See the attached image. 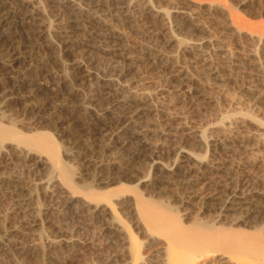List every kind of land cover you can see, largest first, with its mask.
<instances>
[{
  "label": "rangeland",
  "instance_id": "1",
  "mask_svg": "<svg viewBox=\"0 0 264 264\" xmlns=\"http://www.w3.org/2000/svg\"><path fill=\"white\" fill-rule=\"evenodd\" d=\"M35 1L39 2V0ZM92 1L103 4L108 0ZM126 1L136 4L138 0ZM57 2L61 3L60 5H70L69 7H73V5L76 6L95 22L101 24L104 27L103 29L105 30L103 33L104 35L100 33L101 38L94 40V42H89V34L86 32V35H82L83 32H81L80 30L74 32V30L70 28L72 26V23L70 22L72 21L69 20L70 22H68V17L65 18L66 16L60 17L61 11L59 9H52L46 12L48 15H51V18H46L47 20L44 26H49L50 24H52V30L53 28L56 29L55 31H52V34H54L56 36V39L59 40L57 41L54 39L53 42L52 40L50 42L51 47L56 51L54 52L59 54V47L66 46L67 44L75 53V56L71 58L72 61L68 62L67 65H65V67L67 68L71 67V73L68 72L70 76L66 77V73L57 69L55 70L50 64V66H47L48 75L52 80H54L55 84L57 85H62V82L66 80L65 86L67 87V85L71 81L70 78L74 77V70L71 69L76 68L75 65H77L78 76L76 79H73L75 80L74 82L77 81V86L72 85V87L74 88L71 91H77L82 93V96H86H81L82 98L79 99L76 105L72 103L70 105V103L65 100L57 99L53 102L45 101L44 104L41 101V98H39L42 94L40 89L37 88L32 92H22L19 96L8 99V101L13 102L12 111L14 112L11 111L6 113L10 116V119L6 121H14L18 124V127L21 128L19 129L21 131L24 130V132L26 133H34L35 131L39 130H49V128L46 127V129L44 127L45 124L37 125V122H34L35 119L32 118V116H29L30 109L37 108V106H44L42 115L36 117L40 118L41 120L43 119L42 121L51 120L54 117L55 111L57 109H60V111L62 110L61 112L63 114L61 120L65 119V125L60 128V131L64 134H75V125L73 124H79L84 121V123L87 124L86 126L91 130L89 132H84L83 136L79 134L76 135V137H78L77 139L80 140L82 144L84 142H86L84 144H88L89 142L93 143L94 141H101L100 138L102 136L103 139H106L107 142L104 143L103 147L107 149L106 151H109V154L103 159L102 162L98 160L97 162H99V165H107L112 169V172L117 173V175L120 173L121 169L127 168L130 164V157H124L123 155H121V153H117L118 156L116 154H111L114 150L112 148L114 144L111 141H115V139L118 140V138L120 141L125 142L124 144L125 146H127V149L128 147H131V152L134 150L136 145H134L133 143L131 144L130 141H140V143L147 145L149 150L154 152L161 151L164 153V156L173 158V161L175 159H181V161L179 162H181V165L183 166L186 165L187 160L190 161L192 159H196L195 155H198L201 152L204 153L207 145H210L212 153L209 152L206 158L207 160L204 161V166L205 168H207L204 174H213L211 177L212 180L210 179L204 184L197 183L196 187L193 188L194 194L190 198L191 200H193L194 205L192 202V205L183 207V210L181 208L182 212L184 213H182L183 217L185 218L186 215L196 216L198 212V214L202 213L200 212L201 209L199 208L203 203L210 201L211 197V194H209L208 192V188L212 183H214L216 179L218 180L221 175L224 176L226 174H230L229 172H231L235 176V184L232 183V188L236 184L238 185V187L241 185V190H244V192L248 191L246 193V196L252 197L260 195L264 199V41L258 40V33L256 34L255 32V34H252L253 30H248L251 29L252 26L254 29V26L256 24H259L260 26L262 25V27H264V0H152V2L155 4L151 3V7L148 9V11L159 12L164 16L163 18H167L166 20L169 19L172 24L170 23V21H168L171 26L170 24H168L166 25L167 28L162 29L160 25H158V27L157 25H154L155 28H153L154 26L151 22H149L150 25L148 24L149 26H146L149 28L148 36L147 34H143V31H141L140 29L138 30V27L135 23L130 22V20L128 19V11L126 12V10L124 9L115 7V9L112 8L111 10L107 11L108 13H96L94 11L88 10V6L85 5L87 4V0H58ZM49 3L47 2V5ZM57 5L58 4H56V6ZM211 5H213L212 8H210ZM37 7L41 9L43 8V4L38 3ZM112 10L113 12H111ZM165 11L170 12L169 17H167V12L165 13ZM228 12L233 13L236 17H240L241 19H243V22L245 21L246 23H248V25L246 24L247 27L245 26L247 30L244 27L243 30L241 29L242 31L238 30V32H236L238 28L236 29V26L232 24ZM64 18L65 21L63 20ZM143 19L146 20V22L150 21L149 17L147 19L146 17H141V19H138L139 25L141 26L142 24H144L142 21ZM1 20L2 18L0 17V23H2L3 21ZM66 25L69 30L67 29ZM260 26L257 28L260 29ZM146 27L142 29H145ZM171 28L172 31L169 30ZM166 29L168 30L166 31ZM150 30L151 32L153 30L152 34ZM139 32L142 33L140 34ZM173 32H175L176 35H173ZM105 34H107L108 38L107 36H105ZM109 34L112 36L111 38H109ZM17 36L19 37L17 32L15 34L10 31H6L4 35L1 36V62L5 61L3 60L5 53H2L3 55L1 54V51L4 52L5 47V50H7L11 46L18 47L17 45H19V42H17ZM149 36L153 38L151 39ZM6 39H10V46H3V44H1V41H4ZM84 43H87V46L88 44H91L90 48L97 53L98 51L109 52L108 50L116 51L118 49H120V51L137 50L139 52L138 56L141 58L140 60H142L143 57L142 61H145L147 63L154 62V60H152L154 56L160 59H169V62L167 64L168 66L158 63L156 64V67L150 68V66L145 67V65H142L141 61L136 62L134 66H132L129 70L127 69V71L123 68V73L121 70H115V72L114 70H111L113 67L109 66V63H111V58L109 56L105 58L104 56L99 57L98 55H96V58L99 60V62L91 60L92 62L90 61V63L86 64L85 62L88 60L87 58H90L91 56L90 54H88L87 56L81 57L84 53L83 50L85 47L82 49ZM115 43L118 48L117 46H115ZM124 44L125 46H123ZM149 46L152 48V50L151 48H149ZM44 47L45 44H43V48L38 47L40 48V50L36 51L33 56L34 58L37 57L36 60H39L40 58L47 60V57L49 56L46 54V52L49 53V51H53L51 49H49L48 51V48L45 49ZM192 47H195L196 50L192 49ZM90 48H87L86 50ZM145 48L149 49L150 52L147 51L145 53H142L143 51L141 52V50ZM148 53L151 55L149 56ZM162 66H165L166 68H163ZM35 67L36 66L34 64H31V66L29 64L27 69L30 71L31 69L33 70V68L35 69ZM79 69L81 72L79 71ZM31 75L32 76L29 77L28 81L32 80L39 85H44V83L35 78L33 74ZM80 82L82 83V85L80 84ZM250 91L251 93H254L252 98L250 97V95H252L250 94ZM88 93H90V95ZM248 93L250 94L249 96ZM245 94L247 96H245ZM144 96L147 97L146 100H149L151 98L150 101L152 102L149 103L151 105V111L140 110V114L137 116L136 114L139 112L132 113V109L134 108L132 107L133 103L131 102H136V100L140 101ZM249 97L251 99H248ZM111 99L113 100L112 104ZM258 105L260 106V108H257ZM246 108H252V110L254 109L255 112L258 113V115L257 113L255 114L258 116L256 117L259 119L263 118V123H257V121L255 122L253 120L251 121L249 118H243V116H236L238 113H240L241 110L243 112L246 111ZM128 111L130 113H128ZM88 112H91L93 116L91 114H88ZM11 113L13 114V120L11 117ZM222 114H228L230 116H233L234 114L235 117H229V119L221 122ZM94 116L99 117L97 119L101 118L102 121L104 120L106 124L109 125H114V123L116 122L125 123L124 125H121V130H116L117 134L116 131H110V133L106 132L105 134V132L102 133V130V132L100 131V129L98 130L99 125L97 124L98 122L94 120ZM21 123L23 125H21ZM51 129L52 128H50V130ZM60 131L59 134H62ZM204 131L206 133H204V137H210V139L207 140L208 144H205L204 140L202 142V135ZM85 133L87 134L85 135ZM59 134L56 133V138L60 139V141H62L63 139L66 140V138L62 139V136ZM65 140L64 144H68L67 142L69 140ZM133 146L134 148H132ZM4 147L5 149L10 148L12 147V143H6L4 144ZM77 152L78 151L70 154V158H74L73 164L75 165V167L79 168L77 171V181H80L82 183L85 181V178L87 176L86 173H88L89 169L84 167L85 163L82 160L85 151L84 153ZM132 153L134 154V152ZM127 158L129 159V162ZM124 161L127 164L123 167ZM164 163L165 162L163 159V163L161 160L157 161V163L154 164L146 162L143 165V169H140V167L134 168L130 166L127 169L130 168L132 170V175H134L135 179H140L138 181V184L141 188L146 187V189H154L155 186L159 184L163 187H161L162 191H166L168 197L169 191H171V193L173 192L175 197H179L180 193H177L175 191L176 184H173L171 181H168L167 179H164V181L160 179L158 180L159 177L154 178V180L145 178V175L148 174V171L149 173L151 172V175H154L153 168H161L169 172L174 170H172V168L170 169ZM12 167L14 168L13 170ZM24 167L26 166L22 167V165L19 166V164L15 167L9 160L4 161L2 164H0V181H4L3 183H1L3 186H1L0 184V219L1 221L2 219H6L7 221L9 220V222L3 220V222H5V225L9 227V230L6 229V231H8L3 232L2 236L5 233L4 239L0 237V245H5V249L8 248V243L6 242L7 237L11 236L10 240H12L11 242L13 243V241H18L24 238L25 236H19L21 234L27 235V231H29V229H34V232H39L38 234L40 235L43 227L45 228L43 221H41L45 217V214L48 213V211L50 213H55L57 210L59 211H57L55 214H59L61 211L58 201L63 200V197L62 195L60 197V195H58V192H62V189L60 187V184H58L57 179L54 178L53 180L49 181V170H47V168L49 169V167H42L44 169L41 168L39 170L41 174H37L38 170H35V174L33 168L31 170V168H28V166L27 168ZM10 170L11 174L14 172L12 175L10 174ZM239 171H242L243 173H240ZM36 175L38 178L36 177ZM8 180L10 181L9 186L12 184V186L17 185L18 182L20 183V181H23L24 186L26 184V187L21 188V190L23 189L24 191L26 189L23 195L26 194L27 198L26 196L24 197L18 195L14 188L13 191L15 192H13V195L12 189L9 187L6 188L5 186V182L7 183ZM87 180L90 181L91 179L89 178ZM191 180L190 182H193L194 179ZM248 182L251 183V185ZM259 183L261 185H259ZM48 184L49 186H54L55 191L56 188H58L53 196L52 193L55 191L47 190ZM135 184L137 185V183H133V185ZM223 184L224 183H221V185ZM129 185H132V183ZM186 185H188V183ZM223 189L224 188H220L218 191L221 192L223 191ZM28 193L32 195L28 197ZM171 193L170 196L173 195V193ZM57 195L58 197H56ZM51 196L55 198L54 202L51 200ZM184 196L188 198L190 195L186 194ZM220 196H222V194L218 195L217 197ZM23 197L24 199H22ZM32 197L34 200L31 199ZM38 197L40 201L37 199ZM187 198L186 201H188ZM32 202H40V204L37 203V206L36 203L33 205ZM41 203L43 205L40 212L39 209ZM56 203L58 204V206ZM263 203L260 204L262 208L264 207ZM188 207H191V209L189 210L191 212L186 210V208ZM184 210H186V212ZM120 211L122 210L120 209ZM37 212H40V215H44L43 218L42 215L39 217L37 216L36 218L35 215L38 214ZM185 213L187 214L185 215ZM16 214H18V216ZM12 215H14V217L16 215L18 220H12L14 218L11 217ZM7 216H10L11 218H7ZM79 216L81 217V222L82 220L85 221L88 218L86 213H81ZM33 221H35V223H33ZM31 223L33 226L30 225ZM79 223L80 221L78 222V224ZM87 224L89 225L88 228H90L92 232H99V228L97 226V229L93 230L95 226L93 227V225H91V222L86 221L85 227L87 226ZM26 226L27 228L25 229V234L24 230L23 233L21 232V229L25 228ZM17 229L20 231L17 232ZM30 232L31 231H29V233ZM17 233L19 236L16 235ZM29 236L27 235L25 237L27 241H24V239H22L23 242H26L25 246L27 245V247L25 248H37V244H39L38 242L27 244L29 239L30 242L32 240V235L29 234ZM89 241L91 240H88V242ZM34 243H36L37 246H35ZM96 243H99L100 247L97 245L99 249L106 247L107 254H110L109 252H112L111 249H108V241L106 243L103 242V245L100 244V241H97ZM161 243L164 244L163 241H159L158 244L152 245L150 247L148 246V248L146 247L147 249L143 250L146 260L149 258L148 260L151 259L150 262H156V257L158 256L157 252L162 251L161 246L163 247V244ZM28 245L30 246L28 247ZM92 245L93 244L91 242H86L82 246L83 250H85V254L90 258L89 264H93L95 261H98L97 257H95L93 253V250L98 248L96 247V245ZM15 247L20 248V246ZM15 247H13V249H15ZM8 253L4 254L2 252L1 254L0 251V264L23 263V261L20 262L19 259L17 260V258L10 254V252ZM9 255L12 256L10 257ZM95 255L97 256V254ZM111 255L114 256L113 254ZM219 255L216 254V256L214 255L212 257V259L214 258V260L217 259L215 263L227 264V255L226 257L221 254ZM212 259H201V262L199 264H210L211 262V264H215L213 263L214 260ZM221 259L224 261H222ZM33 260L34 262L36 261L35 264H41L42 262L41 258H35ZM155 262H153V264ZM232 262L230 264H238L235 261V263ZM42 264H46V262L44 261L42 262ZM143 264H147V262L145 261Z\"/></svg>",
  "mask_w": 264,
  "mask_h": 264
},
{
  "label": "bare ground",
  "instance_id": "2",
  "mask_svg": "<svg viewBox=\"0 0 264 264\" xmlns=\"http://www.w3.org/2000/svg\"><path fill=\"white\" fill-rule=\"evenodd\" d=\"M57 1L58 0H50V1L39 0V2H36L35 0H0V17L3 20V21L1 20L2 23H0V40H1V36L4 35L6 31H10L15 34L17 32L19 35V37L18 36L16 37L18 38L17 42H19V45H17L18 47L11 46L7 50H5L6 49L5 47L4 52L1 51V54L5 53L4 59L2 58L5 61L1 62L0 60V110H1L0 111V164H2L4 161L9 160L12 162V164L15 167L19 164V166L22 165V167L26 166L24 168H27V166L28 168L30 167L31 170L33 168L35 174H36L35 170L36 171L38 170L37 172L38 174L40 173L39 170L42 167L48 166L49 169L47 168V170H49L48 173L50 177L49 181L53 180L54 178L57 179V182L58 184H60V187L62 189L61 190L62 192L59 191L58 195H60V197L62 195L63 197V200L60 199L61 201H58L59 199L56 200L58 201L61 209L59 214H55L59 210H57L55 213L53 212L50 213L48 211V213L45 214L44 218H43L44 215L41 214L43 218L41 221H43L45 228L42 226L43 229L41 231L42 233L40 232V235L38 234L39 232L38 233L34 232L35 231L34 229H29V231H31L32 233L31 232L29 233V231H27L28 236L29 234L32 235L31 242L30 239L27 237L29 239L27 244L38 242L39 244H37L38 245L37 248L32 247L30 249H26L25 248L27 247V245L25 246L26 242H23L22 239H24V241H27L25 238L27 235L21 234L19 236L17 233L16 234L17 236L19 237L25 236V237L22 239L19 238L20 240L13 241V243L11 242L12 240H10L11 236L7 237L6 242L8 243L7 244L8 248L5 249L6 248L5 245H4L5 247L3 245H0L1 254L2 252L4 254L10 252V254H12L14 257L17 258V260L19 259L20 262L23 261L22 264H35L36 261L34 262L33 260L35 258L38 259L41 258L42 262L45 261L46 264H89L90 258L88 255L85 254L84 252L85 250H83L82 247L83 244L86 242L87 243L91 242L93 244L92 246L96 245L97 247V245L99 246V243L98 244L96 243L97 241H100L101 245H103V242L106 243L108 241L109 242L108 249H111L112 252H109L110 254H107L106 247L105 248L103 247L102 249L101 248L99 249L100 246L97 247L98 249H95L94 247L95 250H93L94 252L93 251L92 252L94 253V256L97 257L98 261H95L93 264H123V263L143 264L145 261L147 262V264H153V262L155 261L150 262L151 259L150 260H148L149 258L147 260L145 259L144 256L145 253L143 250L147 249L148 246L150 247L152 245L158 244L159 241H163L164 244L161 243L163 244V247L161 246L162 251L157 252L158 256L156 257V262L154 264H199L201 262V259L210 260L214 255L216 256V254L218 255L221 254L224 255L225 257L227 255L226 257L227 264L228 263L230 264L233 260L238 264H243V262L244 264H264V207L262 208L260 206V204L264 202L263 201L264 199L260 195H256L252 197L246 196V193L248 191L244 192V190H241V185L239 184L241 182L238 183L240 185L239 187L236 184L232 188L231 185L232 183H234L235 176L231 172H229L230 174H226L224 176L221 175L220 178H218V180L216 179L214 183L210 185V187L208 188V192L209 194H211L210 201L203 203L201 207L199 206L200 208L198 207L199 209H201L200 212L202 213L198 214L199 213L198 212L196 216L193 215L194 216L193 217L192 215L191 216L186 215L188 213L187 212L185 213L186 218L183 217L184 214L182 212V210L184 209L183 207L192 205L193 200H191L190 197L194 194L193 188L196 187L197 183L204 184L205 182L209 181L213 175V174H209V175L204 174L205 170L207 169L204 166V161L207 160L206 158L208 156V153L211 152L210 145H207L206 150L204 149L205 150L204 153L201 152L200 154L195 155L196 159H192L190 161L187 160L186 165L183 166L181 165V162H179L181 161V159H175L173 161L172 160L173 158H170L169 156L168 157L164 156V153L161 151H157V152L151 151L148 149L147 145L140 143V141L137 142L130 141L131 136L129 137L130 143L136 145L135 148L134 146L132 147L134 148V150L132 149L133 150L132 152H134V154L130 151L131 147H128L127 149L126 148L127 146H125L124 144L125 142L120 141L119 138L118 140L115 139V141L113 140L111 141L114 144L112 147L114 150L111 154L117 155V153H121V155H123L124 157H128V158L130 157V164H129L130 167H134V168L140 167V169L141 168L143 169V165L146 162H149L150 164H154L157 163V161L161 160L163 163V159H164L165 162L164 164H166V166H168L170 169L172 168V170L173 169L174 170L169 172L161 168H153L154 175H151V172L149 173L148 171V174L145 175V178L154 180V178L159 177L158 180L160 179L164 181V179L165 180L167 179L168 181H171L173 184H176L175 191L177 193H180L181 197L180 195L179 197L178 196L175 197L173 192H172L173 195L170 196L171 191H169V197H168L166 191L164 190L165 192H163L161 189L162 186L159 184H157L154 189H146V187L141 188L140 185L138 184V181L140 179L134 178V175H132L133 173L132 170L130 168L127 169L129 166L128 167L126 166L127 168L121 169L120 173L118 172L119 174L117 175V173L112 172V169L107 165L105 166L102 165L101 163H100L101 165H99V162H97V160L102 162L103 159L109 154V151H106L107 149L103 147L104 143L107 142L106 139H103L102 136L100 138L101 141H94L93 143L89 142L88 144H84L86 143L84 142L82 144L80 140L77 139L78 137H76V135L79 134L83 136L84 132H89L91 130L89 127L86 126L87 124L84 123V121H82L79 124L76 123L73 124L75 125L74 127L76 131L75 134L73 133L64 134L63 132L60 131V128L65 125L64 123L65 119L61 120L63 114L61 112L62 110L60 111V109L59 110L57 109L55 111L54 117L51 120H44V121H42L43 119L41 120L40 118H36L42 115L44 106L41 107L37 106V108L30 109L29 116H32V118L35 119L34 122H37L36 123L37 125L45 124L46 126L44 125V127L49 128V130L47 128H46L47 130L44 131H40L38 129L39 131H35L34 133H30V132L26 133L24 132V130L21 131L20 130L21 128L18 127V124L15 123L14 121H6L10 119V116L7 115L6 113L11 112L13 110L12 108L13 102L8 101V99L15 96L17 97L22 92L26 93L27 91L32 92L37 88L40 89L42 94L39 98H41V101L44 104L45 101L53 102L54 100L57 99V100H65L69 102L70 105L71 103L76 105L79 99H81L83 96H86V95L82 96V93L80 92L71 91L74 88L72 87V85L77 86L76 84L77 81L74 82L75 80H73L76 79L78 76L77 65L74 64L76 68L71 69L74 70V74H73L74 77L70 78L71 81L69 82L68 84L69 86L67 85V87L65 86L66 80L62 82V85H57L55 84L54 80H52L48 75L47 66L50 64L55 70L57 69L66 73V77L70 76L69 73H71L70 71L71 67L70 68L68 67L69 68L68 69L67 67H65V65H67L68 62L72 61L71 58L75 56V53L72 51V49H70V46H68L67 44L66 46L59 47L60 48L59 54L55 53L56 51L54 48L51 47L50 42L51 40L53 42L54 39L57 40L56 36L52 34V31L53 30L55 31L56 29L53 28L52 30L53 27L52 24H50L49 26L48 25L44 26V24H46L45 23L47 20L46 18L48 17L51 18V15L50 14L48 15L46 12L52 9L54 10L59 9L61 11L60 17L66 16L65 18L68 17V22L72 21L70 22L72 23V26L70 28H72L74 32L80 30L81 32H83L82 35L84 34L86 35V32L89 34V39H90L89 42H94V40L101 38L100 33L103 34L105 30L103 29L104 27L101 24L95 22L93 19H91L89 16L83 13L81 9L77 8L74 5L73 7H69L70 5L69 6L60 5L61 3ZM47 2L50 3L47 5ZM153 2L152 0L151 1L138 0L136 4H133L126 0H108L106 3L101 4L96 1L87 0V4L85 5L88 6L89 11H94L96 13H108L107 11L111 10L112 8L115 9V7L119 9H124L126 10V12L128 11L127 12L128 19L130 20V22L135 23L138 27V30L140 29L141 31H143V34H147L148 36L149 28L146 26L148 24L150 25L149 22H151L153 26L157 25L158 27V25H160L162 29L167 28L166 25L171 23L169 19L166 20L167 18H163L164 16L161 15L159 12L148 11V9L151 7L150 4ZM38 3L43 4V8L39 9L37 7ZM56 4H58L59 6L58 5L56 6ZM212 6L213 5H211L210 8H212ZM111 12H113V10ZM166 12L167 11H165V13ZM166 14L167 17H169L170 12L168 11ZM228 14L232 24L236 26V29L238 28L236 32H238V30L242 31L245 26L247 27L248 23H246L245 21L243 22L242 21L243 19H241L240 17L239 18L236 17L233 13L228 12ZM141 17H146V19L149 17L150 21L146 22V20L143 19L142 21L144 24H142L141 26L139 25L138 22L139 21L138 19H141ZM65 18L63 19L64 21ZM168 21H170V23H168ZM256 25L254 26L256 29L255 28L253 29L252 26L251 29L248 30L249 31L253 30L252 34H255V32L256 34L258 33L257 35V37L259 36L258 40L264 41V27H262V25L260 26L259 24ZM155 26L153 28H155ZM259 26L260 29L257 28ZM144 27L146 28L142 29ZM67 29L69 30L68 27ZM167 30L168 29H166V31ZM169 30L172 31V28ZM173 35H176V33L173 32ZM105 36H107V34H105ZM111 37L112 36L110 35L109 38ZM9 41L10 39H6L4 41H1V44H3V46H10L11 43L9 44ZM43 44H45L44 47L45 49L48 48V51L49 49L53 51H49V53L46 52V54L49 56L47 57L48 59L46 58L47 60L41 58L39 60H36L37 57L35 56L36 58H34L33 56L36 51H39L40 48H43ZM86 44L84 43L83 47L81 46L82 49L85 47L83 50L84 53L81 57L87 56L88 54H90L91 56L90 58H87L88 60L85 62L86 64L90 63L91 60H94L95 62H99V60L96 58V55H98L99 57L104 56L105 58L109 56L111 58L110 61L111 63H109V66L113 67L111 70L122 71V69L124 68L127 71V69L128 70L131 69V67L134 66L136 62H141L143 60V57L142 60H140L141 58L138 56L139 52L137 50L120 51V49H118L116 51L108 50L109 52L98 51L97 53L96 51H93V49L90 48L91 44L90 45L88 44V46ZM115 46H117L116 43ZM123 46H125V44ZM87 48L90 49L86 50ZM149 48L151 47L149 46ZM192 49L196 50L195 47L194 48L192 47ZM147 51L150 52V50L147 48L141 50L142 53H145ZM148 55L150 56L151 54L148 53ZM152 60H154V62L147 63L145 61H142L141 64L145 65V67L150 66V68L151 67L154 68L158 63L161 65H167L169 62V59L168 60H166V58L160 59L155 56L154 58H152ZM29 64L30 66L31 64L32 65L34 64L36 66L35 69L33 68V70L31 69L29 71L27 69ZM31 74H33V76L37 78L39 81H42L44 85L43 86L42 84L39 85L33 82L31 79H30L31 81H28L29 77L32 76ZM79 77H78V82H79ZM81 82L80 84L82 85L83 82L82 83ZM88 94L90 95V93ZM250 94L248 93V96L250 95V97L252 98L254 93H251L250 91ZM245 96L247 95L245 94ZM250 97L248 99H251ZM146 98L147 97L144 96L140 101L136 100V102H131L133 103L132 107L134 108L132 109V113L133 112L137 113L140 110L151 111V105L149 104L152 102L150 101L151 98L149 100H146ZM112 103L113 100L111 104ZM257 108H260V106L258 105ZM246 109H243L246 111L243 112L241 110L240 113L235 115L243 116V118H249L251 121L252 120L255 122L257 121V123L258 122L263 123L262 120L263 118L262 119L257 118L258 113L255 112L254 109H253L254 111L252 110V108L250 109L246 108ZM129 111L128 113L131 112ZM256 113L257 115H255ZM88 114H91V112H88ZM139 114L140 112L137 113L136 115L138 116ZM12 116L13 114L11 115V117ZM229 117L232 118L235 116L234 114L233 116H230L228 114L227 115L222 114L221 122H224V120L229 119ZM97 118L99 117L94 116V120L98 122L97 124L99 125L98 130L99 129L100 131L102 130L103 132L102 131L101 132L102 133L105 132V134L106 132L110 133V131L115 132L118 129L121 130V125H124L125 123V122L124 123L116 122L114 123V125H109L106 124L104 120L102 121L101 118L100 119ZM23 124L21 123V125ZM50 128L52 129L50 130ZM59 131L62 134H59ZM56 133L61 135L62 139L63 138H66V140L68 139L69 140L67 142L68 144L66 143H65L66 145L64 144L65 139L60 141V139L56 138ZM204 133L205 131L203 132L202 135V142L204 140L205 144H208L207 140L210 139V137L209 138L208 136L204 137ZM86 134L87 133H85V135ZM6 143H12V147L5 149L4 144ZM83 150L85 151V153ZM76 151H78L79 153H84V156L82 157V160L85 163L84 167L89 169L88 173H86L88 178L87 176L86 178L84 177L85 181L82 183L80 181H77V177H78L77 171L79 168L75 167V165L73 164L74 158L73 159L70 158L71 157L70 154H73V152ZM126 164L127 163H125L124 161L123 167ZM13 169L14 168L12 167V170ZM10 174H11V170H10ZM89 178L91 179L90 181L87 180ZM191 179H194L193 180L194 183L190 182ZM3 182L0 181V184ZM9 182H10L9 180L7 183L5 182V186L6 188L7 187L11 188L12 193L15 192L13 191L14 188L18 193V195L24 197L26 196V194L23 195L26 189L24 191L23 189L21 190V188L26 187V184L24 186L23 181H20V183L18 182V184L14 186H12L13 185L12 183H11L12 185L9 186ZM131 183L132 185H129ZM133 183H137V185L136 184L133 185ZM187 183L188 185H186ZM221 183L224 184L221 185ZM49 184L47 186V190H54V186L52 185L49 186ZM249 184L251 185V183ZM259 185L261 184L259 183ZM1 186L3 185L1 184ZM220 188H224L223 191L219 192L218 190ZM57 189L58 188H56V191ZM56 191L52 193V196L53 194L56 193ZM1 193H5V192H1ZM186 194H189L190 196L187 198L184 196ZM221 194L222 196L217 197L218 195ZM31 195L30 193H28V197ZM58 195L56 197H58ZM52 196H51V200L54 202L55 198ZM24 197L22 199H24ZM186 198L188 199V201H186ZM31 199H33V197ZM37 199L40 201L39 197ZM35 203L32 202L33 205ZM37 203L40 204V202ZM42 205L43 204L41 203L40 209L38 208L40 212L42 209ZM188 208H186L187 211L191 209V207ZM120 209L122 211H120ZM186 210L184 211L186 212ZM40 212L39 213L37 212L38 214L35 215L36 218L37 216L38 217L41 216ZM81 213H86L88 216V218L85 221L82 220L83 223L81 222L80 220L81 217L79 216ZM16 215L18 216V214ZM16 215L15 217L14 215L11 216L12 218L14 217L12 220H18ZM8 217L10 216H7V218ZM3 220L5 221L7 220L2 219L1 221L0 219L1 221L0 237L4 239L5 233L3 236L2 234L4 231L7 232L9 230L8 229L9 227L5 225V222H3ZM79 221H80L79 223L80 225L78 224ZM86 221L91 222V225H93V227L95 226L93 230L97 229L98 227L99 232L97 233L92 232V230L88 228L89 226L88 224L86 228L85 227ZM7 222H9V220ZM33 223H35V221H33ZM30 225H32V223ZM27 226L21 229L22 233L24 230L26 234L25 229L27 228ZM6 229L8 230L6 231ZM19 231L20 230L17 229V232ZM88 240L91 241L88 242ZM34 245L37 246L36 243H34ZM15 246L18 247L20 246V248H16ZM29 246L30 245H28V247ZM13 247H15V249H13ZM95 254H97V256ZM111 254H113L114 256H112ZM66 256L67 258L69 256V258L67 259ZM212 260H214V258ZM216 260H214L213 263H215Z\"/></svg>",
  "mask_w": 264,
  "mask_h": 264
}]
</instances>
